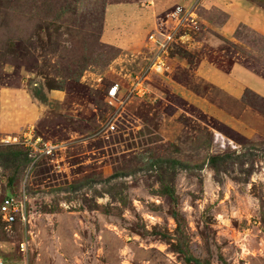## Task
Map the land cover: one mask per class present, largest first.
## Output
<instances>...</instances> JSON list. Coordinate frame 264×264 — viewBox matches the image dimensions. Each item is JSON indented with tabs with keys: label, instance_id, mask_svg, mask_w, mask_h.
<instances>
[{
	"label": "rangeland",
	"instance_id": "374dc122",
	"mask_svg": "<svg viewBox=\"0 0 264 264\" xmlns=\"http://www.w3.org/2000/svg\"><path fill=\"white\" fill-rule=\"evenodd\" d=\"M242 5L264 10L0 0V199L29 208L0 217L3 264H264V30ZM29 132L58 150L34 162Z\"/></svg>",
	"mask_w": 264,
	"mask_h": 264
},
{
	"label": "built area",
	"instance_id": "2783aa9c",
	"mask_svg": "<svg viewBox=\"0 0 264 264\" xmlns=\"http://www.w3.org/2000/svg\"><path fill=\"white\" fill-rule=\"evenodd\" d=\"M193 21V20H191ZM162 39L159 41L153 34L149 36V40L157 48L154 58L152 59L149 69L154 74H162L166 70L165 62L161 57V53L164 51L166 44L170 41L171 35L166 36L160 34ZM119 85L117 83L112 84L107 90V95L110 99L117 97L119 93ZM148 93L145 83L141 76H136L131 80L129 87V94L131 96H137L142 98ZM113 129V127H111ZM23 144L29 153L30 158L36 162L40 157L51 155L58 150L59 145L49 141H45L32 132L25 133L23 136ZM27 193L23 190L18 195L8 194L0 199V217L6 225L20 224L25 225L29 217V208L27 204ZM20 247H24V243H21ZM21 251L23 249L21 248ZM0 264L2 258L0 257Z\"/></svg>",
	"mask_w": 264,
	"mask_h": 264
},
{
	"label": "crops",
	"instance_id": "0c3cea01",
	"mask_svg": "<svg viewBox=\"0 0 264 264\" xmlns=\"http://www.w3.org/2000/svg\"><path fill=\"white\" fill-rule=\"evenodd\" d=\"M116 5H119V4H111V5H108L106 7L113 8ZM242 6L244 7V9H247V8L249 9V7L253 8L252 10L248 11L245 18L242 20V22L254 27L256 30L257 29L258 30H264V10L257 8V7H254V6H250V5H248V6L242 5ZM115 43H113V44H115ZM209 74H211L210 75L211 77L215 76L214 74H212L210 72H209ZM216 79H218V78L216 77Z\"/></svg>",
	"mask_w": 264,
	"mask_h": 264
}]
</instances>
